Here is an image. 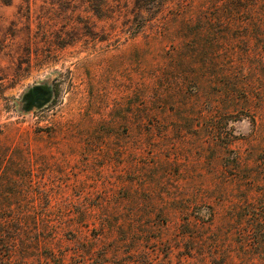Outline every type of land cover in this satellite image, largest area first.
<instances>
[{"label": "rangeland", "instance_id": "1", "mask_svg": "<svg viewBox=\"0 0 264 264\" xmlns=\"http://www.w3.org/2000/svg\"><path fill=\"white\" fill-rule=\"evenodd\" d=\"M163 1L0 0V209L34 264H264V36ZM212 2L216 45L183 46Z\"/></svg>", "mask_w": 264, "mask_h": 264}, {"label": "trees", "instance_id": "2", "mask_svg": "<svg viewBox=\"0 0 264 264\" xmlns=\"http://www.w3.org/2000/svg\"><path fill=\"white\" fill-rule=\"evenodd\" d=\"M164 5L165 4L163 0H135V7L140 11H159L163 8ZM211 7L213 10L212 17H200L198 21H200L201 24H205H203L200 28L194 30L191 34L192 36L188 40L190 41V43H187L185 40L183 46L216 45L217 41L214 32L215 5L213 2L211 4ZM181 11L182 10H180V12ZM224 11L226 12V24H231L232 22H234L233 18L236 16V14H239L243 11L247 12L248 17L246 19L247 23L251 25V30L254 31L256 35L260 33L264 36V8L262 10V3L259 4L258 0H247L245 2H242L241 0H230L228 6L226 5ZM210 29H214V31L210 32ZM215 53L216 52L214 50V56ZM239 160L240 157L237 156V163L239 162ZM16 173H19V170ZM14 177L11 181L9 180L10 184H14L16 182ZM8 194H11L10 198L15 199L20 196L19 191H10L8 192ZM6 198L7 195L1 191L0 200L3 201ZM30 215V212H16L15 210L5 211L3 209H0V264H34L33 261H31L30 256L32 250L29 249L27 243L22 241V236L25 235V226L23 224L24 221H22V219H26ZM36 261L38 262L37 259ZM57 264H63V260L60 259Z\"/></svg>", "mask_w": 264, "mask_h": 264}, {"label": "water", "instance_id": "3", "mask_svg": "<svg viewBox=\"0 0 264 264\" xmlns=\"http://www.w3.org/2000/svg\"><path fill=\"white\" fill-rule=\"evenodd\" d=\"M47 91L40 90L39 87H33L30 92L27 94V97H29L32 101L39 100V99H45L47 96Z\"/></svg>", "mask_w": 264, "mask_h": 264}]
</instances>
